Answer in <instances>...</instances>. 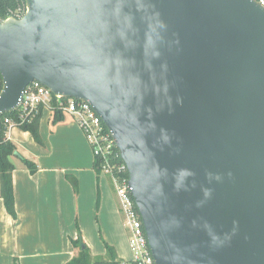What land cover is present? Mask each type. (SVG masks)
Wrapping results in <instances>:
<instances>
[{"label":"water","instance_id":"water-1","mask_svg":"<svg viewBox=\"0 0 264 264\" xmlns=\"http://www.w3.org/2000/svg\"><path fill=\"white\" fill-rule=\"evenodd\" d=\"M25 6L0 22V119L32 81L87 101L127 168L155 264H264V6Z\"/></svg>","mask_w":264,"mask_h":264},{"label":"crops","instance_id":"crops-1","mask_svg":"<svg viewBox=\"0 0 264 264\" xmlns=\"http://www.w3.org/2000/svg\"><path fill=\"white\" fill-rule=\"evenodd\" d=\"M39 133L41 145L28 131L9 132L21 153L11 156L15 218L0 198V264H65L75 254L71 239L79 234L92 257L106 256V242L129 261L128 236L79 125L68 114L52 124L51 112L43 110ZM21 157L35 162L33 173Z\"/></svg>","mask_w":264,"mask_h":264},{"label":"built area","instance_id":"built-area-1","mask_svg":"<svg viewBox=\"0 0 264 264\" xmlns=\"http://www.w3.org/2000/svg\"><path fill=\"white\" fill-rule=\"evenodd\" d=\"M256 1L264 6V0ZM25 11L26 6L24 8L18 7L14 11L10 10L6 17H0V22L9 18L20 19ZM1 89L2 79L0 75V91ZM43 110L49 112L58 110L68 114L79 125L92 150L93 157L99 158L100 173L109 176L117 196L119 211L123 216V224L127 230L128 246L131 253L130 260L123 264H155L140 214L128 185V177L123 175L127 168L124 163L117 164L114 162L117 155L113 152L115 143L111 133L87 101L54 95L46 86L37 81H32L24 87L16 108L12 110L15 115L3 117L1 124L4 127L5 137L8 139L12 129L30 123Z\"/></svg>","mask_w":264,"mask_h":264},{"label":"trees","instance_id":"trees-1","mask_svg":"<svg viewBox=\"0 0 264 264\" xmlns=\"http://www.w3.org/2000/svg\"><path fill=\"white\" fill-rule=\"evenodd\" d=\"M25 0H0V17L4 18L7 16L8 11L16 10L18 7L24 8ZM15 112H6L1 116L0 121L2 122L5 116H14ZM42 112L28 124H24L20 127L23 131H28L33 139L38 144H43L40 133H39V122ZM64 113L58 110L51 112V122L55 124L63 119ZM117 157L114 158V162L117 164L123 163L119 156V152L115 147L113 150ZM18 154L16 152L15 144L7 139L4 135V127L1 124L0 128V198L3 201L6 212L13 218L16 217L15 203L13 196L12 186V171L15 166L11 161V156ZM21 161L27 169L33 173L36 170V164L33 160L21 157ZM93 168L97 174H100V160L99 158L93 157ZM128 177V172L125 171L123 174ZM71 244L75 250L73 257L68 260L65 264H123L124 261L116 256L114 248L106 242H103L105 248V257H92L86 244L83 242L80 234L76 239H71Z\"/></svg>","mask_w":264,"mask_h":264},{"label":"rangeland","instance_id":"rangeland-1","mask_svg":"<svg viewBox=\"0 0 264 264\" xmlns=\"http://www.w3.org/2000/svg\"><path fill=\"white\" fill-rule=\"evenodd\" d=\"M19 152L21 153V150H19ZM19 152H18V153H19ZM26 155H27V154H26ZM27 156H29V154H28ZM30 157H31V156H30ZM16 159H17V158H15L14 160H15L16 162H18L19 160H18V159L16 160ZM30 160H32V159H30ZM18 163H20V162H18ZM21 163H22V162H21ZM101 175L103 176V178L106 179V182H107V185H108V190L110 191V193H111V195H112V198H113V200H114V202H115V204H116V208H117V210H118V215H119V219H120L119 222H120L121 229H122V231H123L124 237L127 239V230L125 229V227L122 226L123 216H122V214H121L120 211H119V203H118L117 196H116V193H115V191H114V188H113L112 182H111L109 176H107V174L101 173ZM94 215H95V213H94ZM103 258H104V257H103Z\"/></svg>","mask_w":264,"mask_h":264}]
</instances>
